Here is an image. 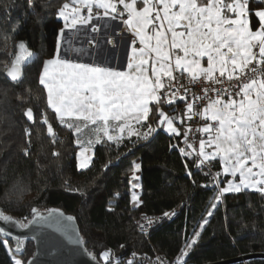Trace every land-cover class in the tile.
I'll return each mask as SVG.
<instances>
[{
	"label": "snow or ice",
	"instance_id": "snow-or-ice-1",
	"mask_svg": "<svg viewBox=\"0 0 264 264\" xmlns=\"http://www.w3.org/2000/svg\"><path fill=\"white\" fill-rule=\"evenodd\" d=\"M28 5L36 7L34 0H28ZM118 5L122 8L118 9ZM94 7L102 9L104 16L113 14L112 19H120L132 33L126 68L63 59L58 39L56 52L43 61L39 75V84L47 93V106L80 146L78 170L89 167L94 155L91 149L96 144L111 142L119 147L126 138L133 144L147 141L161 126H166L164 130L170 135L180 136L181 129L175 122L185 125L186 117L193 123L183 128V143L191 151L178 145L172 147L185 157L195 153V167L209 177L204 186H214L211 207L215 208L229 192L249 190L264 195V0H67L56 15L63 19L65 28L74 29L77 24L91 22ZM83 9H87L86 16L82 15ZM253 18L256 24L252 23ZM63 32L61 29V36ZM10 38L5 36L6 40ZM16 47L18 52L5 69L12 82L20 83L24 69L36 62L37 54L24 41ZM181 89L183 92L178 95ZM178 99L184 102L183 113L171 107L169 114L160 107L174 106ZM24 114L35 122L31 108ZM150 116L158 117L156 127ZM42 123L47 125L52 143H56L59 135L46 114L42 115ZM24 134L27 140L31 129L25 128ZM133 136L135 140L131 139ZM23 151L26 156L29 154L27 148ZM218 159L221 171L213 172ZM139 169L140 164L133 161V168L129 169L133 173L129 180L133 190L140 187L132 184V179L139 180L135 176ZM222 176L232 179L222 180ZM138 201L139 195L132 191V202ZM58 211L48 210V215H42L33 208L32 222H58L59 216H54ZM0 219L12 218L0 211ZM144 219L151 225V217ZM138 226L144 230V225ZM198 237L199 232H194L175 264H184V257ZM0 243L10 254L21 252L19 243L14 250L8 246L7 238ZM90 255L96 260L94 254ZM100 255L104 264H109L110 259L112 264H122L110 249ZM11 259L13 264H25L15 255ZM123 264H134V260Z\"/></svg>",
	"mask_w": 264,
	"mask_h": 264
},
{
	"label": "trees",
	"instance_id": "trees-1",
	"mask_svg": "<svg viewBox=\"0 0 264 264\" xmlns=\"http://www.w3.org/2000/svg\"><path fill=\"white\" fill-rule=\"evenodd\" d=\"M34 2L36 7L30 8L28 0H0V211L17 223H29L35 216L33 208L42 215L52 209L64 211L76 219L88 254H94L102 264L100 254L109 249L122 264L128 259L144 264L157 256L175 264L194 232H199V237L184 257V264H211L264 254V195L249 190L229 192L212 208L214 186H204L209 177L195 167V154L185 157L172 147L178 145L191 151L183 143L186 124H177L180 136L170 135L161 126L147 141L133 144L126 138L119 147L111 142L96 144L89 167L78 170L80 146L47 106L46 90L39 84L43 61L56 52L63 28L56 13L67 0ZM252 23L256 24L255 18ZM5 36L11 38L6 40ZM20 41L26 42L37 59L24 69L22 82L12 83L6 77L5 65L11 66ZM177 106L160 105L168 113ZM28 108L33 110L35 122L25 116ZM43 114L59 135L56 143H52L47 125L42 123ZM157 119L150 116L154 127ZM25 128L31 129L27 138L30 144ZM133 161L140 164V170L135 172L139 180L132 179V184L141 186L139 206L132 202L129 183ZM212 171H221L218 161ZM227 178L222 176V180ZM165 213H172L173 218L160 220ZM141 216L157 221L147 234L137 225ZM5 238L13 250L19 243L21 252L10 254L0 243V264H13L12 255L25 264L34 256L32 240L0 232V241ZM232 264H264V258Z\"/></svg>",
	"mask_w": 264,
	"mask_h": 264
},
{
	"label": "crops",
	"instance_id": "crops-1",
	"mask_svg": "<svg viewBox=\"0 0 264 264\" xmlns=\"http://www.w3.org/2000/svg\"><path fill=\"white\" fill-rule=\"evenodd\" d=\"M121 8L122 6L118 5V9ZM97 12L99 16L96 15ZM84 13L86 16L87 9H84L82 15ZM112 15L110 13L109 16H104L102 9L94 7L91 22L77 24L74 29L65 28L63 19L59 18L64 29L63 35L59 38L60 57L78 63L124 70L131 52L133 35L120 19H112ZM94 28L98 30H93ZM137 47L140 45L137 44ZM217 161L219 162V159ZM219 164L221 167L220 162ZM227 177V180L232 179L230 176ZM236 181H239V176L236 177ZM138 195L140 197V191Z\"/></svg>",
	"mask_w": 264,
	"mask_h": 264
},
{
	"label": "water",
	"instance_id": "water-1",
	"mask_svg": "<svg viewBox=\"0 0 264 264\" xmlns=\"http://www.w3.org/2000/svg\"><path fill=\"white\" fill-rule=\"evenodd\" d=\"M7 79L12 82L9 77ZM54 216H59L58 222L33 223V218L23 227L15 221L0 219V229H3L6 234L10 233L11 238L29 239L34 242L35 254L29 260L32 264H97V261L93 260L85 249L76 219L62 210L54 213ZM254 258H264V254H250L211 264H232ZM99 264L102 263L99 262Z\"/></svg>",
	"mask_w": 264,
	"mask_h": 264
},
{
	"label": "built area",
	"instance_id": "built-area-1",
	"mask_svg": "<svg viewBox=\"0 0 264 264\" xmlns=\"http://www.w3.org/2000/svg\"><path fill=\"white\" fill-rule=\"evenodd\" d=\"M84 15H85V13H84ZM193 90H194V91H199L198 88H193ZM182 92H183V90L181 89V90H180V93H178V95H179V94H182ZM175 104H179V106H177V107H175V108L179 109L180 112L183 113V112H184V102H183L182 100H179V99H178V100L175 102ZM169 114H171V112H170ZM184 119H185V121H186V125H190V124L193 123L192 121H187V120H186V117H185ZM175 123H176V124H181L179 121H176ZM193 147H198V145H194ZM194 154H195V153H194ZM178 211H179V210H178ZM178 211H176L175 213H178ZM144 217H147V216H141V218L138 220V224H139V225H144V230H143V231L141 230L140 227H139V229H140V231H141L142 233L147 234V233L151 232L152 228L156 225L157 221L154 220V219H152V223H151V225H149L148 222L144 219ZM172 218H173V214H172V213H169L168 216L162 215V216L159 217L160 220H162V219L171 220ZM138 224H137V225H138ZM158 257L160 258L159 260L157 259ZM110 261L112 262L111 259H110ZM161 261L163 262V264H168L167 260H165V259L162 258L161 256H157L154 260H145V261H144V264H161Z\"/></svg>",
	"mask_w": 264,
	"mask_h": 264
},
{
	"label": "rangeland",
	"instance_id": "rangeland-1",
	"mask_svg": "<svg viewBox=\"0 0 264 264\" xmlns=\"http://www.w3.org/2000/svg\"><path fill=\"white\" fill-rule=\"evenodd\" d=\"M84 11V9L82 10V12ZM17 52H18V48L16 49V54H17ZM166 127V126H165ZM177 127V126H176ZM167 132V131H166ZM80 150L81 149H79V151H78V153L80 152ZM91 152L93 153V149H91ZM78 157V156H77ZM92 158H93V155H92ZM92 158H91V161H92ZM78 159V158H77ZM78 161V160H77ZM135 176H137V175H135ZM133 180H135V181H137L136 179H133ZM132 191H135L137 194H139V191H140V187H138V188H136V189H131ZM18 224L20 225V226H26L28 223H23V222H18Z\"/></svg>",
	"mask_w": 264,
	"mask_h": 264
}]
</instances>
